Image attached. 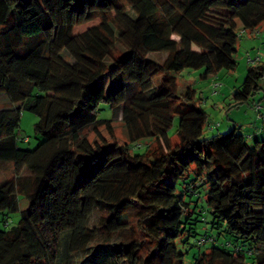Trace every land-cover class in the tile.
Listing matches in <instances>:
<instances>
[{
	"label": "trees",
	"instance_id": "trees-1",
	"mask_svg": "<svg viewBox=\"0 0 264 264\" xmlns=\"http://www.w3.org/2000/svg\"><path fill=\"white\" fill-rule=\"evenodd\" d=\"M262 29L264 0H0V264H183L178 245L205 242L193 264H264V139L205 137L201 97L178 90L185 70H234L238 39ZM262 77L249 60L232 105Z\"/></svg>",
	"mask_w": 264,
	"mask_h": 264
},
{
	"label": "rangeland",
	"instance_id": "rangeland-1",
	"mask_svg": "<svg viewBox=\"0 0 264 264\" xmlns=\"http://www.w3.org/2000/svg\"><path fill=\"white\" fill-rule=\"evenodd\" d=\"M98 19L81 24L74 28V33L78 34L87 28L97 24ZM264 39V31H260L255 36L244 34L238 39L234 60L236 67L232 71L221 70L216 75H211L206 79L200 78V73L203 70H185L178 76L179 89L186 85L195 88L197 95L201 97V106L206 111L208 116V123L213 125L212 129L205 125L204 136L210 137L217 133H227L234 127L236 132L245 137L248 145H251L255 140L264 139V124L262 119L258 116V111L254 107L255 103L260 101L261 106H264V77L259 80L261 89L257 94L251 96L246 102L233 106L232 94L238 91L245 79L248 67V61L259 58L264 61V52L261 48V42ZM259 56V57H258ZM157 61H161L164 54H155L151 56ZM7 98L4 94H0V105L6 104ZM260 112L264 113V108H260ZM99 118H111L112 112L108 105L101 104L99 111ZM37 121V116L28 111L23 110L20 116L19 129L17 131L19 141L18 147L21 149L32 150L41 141V137L36 135L33 131V125ZM178 124V119L175 118L173 125L169 130V136L175 139V129ZM218 125V126H217ZM262 129V130H261ZM114 134L118 139H124V131L121 123L118 121L114 123ZM250 135V137H248ZM24 139V140H22ZM153 139H144V144H149ZM144 148L137 149L135 152L142 153ZM12 176L11 165L0 166V179L9 178ZM180 190V184L177 185ZM27 206V200L19 196V210L10 214V226L16 225L20 215V210ZM6 214L0 212V228L3 226ZM201 227L199 226V230ZM202 230V229H201ZM221 240H224L222 238ZM192 243V239L190 240ZM212 246L211 242H205L201 245H178L180 252L184 253L183 264H193L194 259L202 252H206Z\"/></svg>",
	"mask_w": 264,
	"mask_h": 264
},
{
	"label": "built area",
	"instance_id": "built-area-1",
	"mask_svg": "<svg viewBox=\"0 0 264 264\" xmlns=\"http://www.w3.org/2000/svg\"><path fill=\"white\" fill-rule=\"evenodd\" d=\"M260 108H264V106L262 107L261 105L258 104V105L256 106L257 111H258V110L260 111ZM259 116L264 117V113H261V112H260V113H259Z\"/></svg>",
	"mask_w": 264,
	"mask_h": 264
},
{
	"label": "crops",
	"instance_id": "crops-1",
	"mask_svg": "<svg viewBox=\"0 0 264 264\" xmlns=\"http://www.w3.org/2000/svg\"><path fill=\"white\" fill-rule=\"evenodd\" d=\"M263 102V101H262Z\"/></svg>",
	"mask_w": 264,
	"mask_h": 264
}]
</instances>
